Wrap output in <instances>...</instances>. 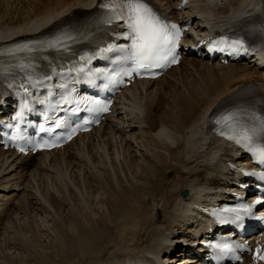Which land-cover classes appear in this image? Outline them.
<instances>
[{"label": "bare ground", "instance_id": "bare-ground-1", "mask_svg": "<svg viewBox=\"0 0 264 264\" xmlns=\"http://www.w3.org/2000/svg\"><path fill=\"white\" fill-rule=\"evenodd\" d=\"M248 1L226 0L208 15L242 14ZM92 3L0 0V40L46 29ZM183 64L135 83L118 130L96 131L60 158L0 151V264H184L178 242L195 241L199 231L189 206L218 194L225 180L212 160L229 149L211 135L207 115L261 74L247 64Z\"/></svg>", "mask_w": 264, "mask_h": 264}, {"label": "snow or ice", "instance_id": "snow-or-ice-1", "mask_svg": "<svg viewBox=\"0 0 264 264\" xmlns=\"http://www.w3.org/2000/svg\"><path fill=\"white\" fill-rule=\"evenodd\" d=\"M97 7H102L108 12L102 23L110 24L114 20L123 22L126 31L122 38L130 41L129 46L123 49L124 70L111 76V83L120 84L124 78L131 79L134 76L144 77L152 73L153 69L176 62L173 53L180 38V31L176 25L163 22L147 4V0H107ZM234 43L239 48L244 46L239 40ZM61 44H64V39L58 37L49 42V47L55 48ZM93 103L97 105V110L108 111V108L101 106L98 101ZM245 117L246 114L240 111L224 113L216 121L220 126L218 134L240 144L264 166V118L259 120L258 126H249ZM74 134L75 132L70 134L68 139ZM260 259L264 260V256Z\"/></svg>", "mask_w": 264, "mask_h": 264}, {"label": "rangeland", "instance_id": "rangeland-1", "mask_svg": "<svg viewBox=\"0 0 264 264\" xmlns=\"http://www.w3.org/2000/svg\"><path fill=\"white\" fill-rule=\"evenodd\" d=\"M27 264H30L29 262Z\"/></svg>", "mask_w": 264, "mask_h": 264}]
</instances>
